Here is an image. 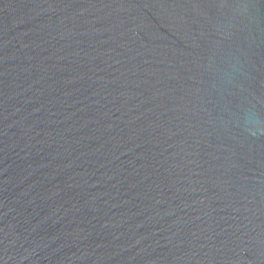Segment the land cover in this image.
I'll use <instances>...</instances> for the list:
<instances>
[{
  "label": "water",
  "instance_id": "1",
  "mask_svg": "<svg viewBox=\"0 0 264 264\" xmlns=\"http://www.w3.org/2000/svg\"><path fill=\"white\" fill-rule=\"evenodd\" d=\"M0 264H264V0H0Z\"/></svg>",
  "mask_w": 264,
  "mask_h": 264
},
{
  "label": "clouds",
  "instance_id": "2",
  "mask_svg": "<svg viewBox=\"0 0 264 264\" xmlns=\"http://www.w3.org/2000/svg\"><path fill=\"white\" fill-rule=\"evenodd\" d=\"M258 123V122H257Z\"/></svg>",
  "mask_w": 264,
  "mask_h": 264
}]
</instances>
